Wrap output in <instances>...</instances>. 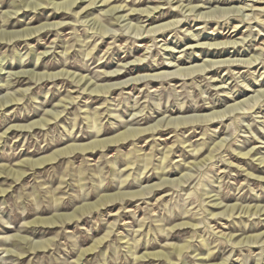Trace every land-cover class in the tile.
<instances>
[{
  "label": "rangeland",
  "instance_id": "1",
  "mask_svg": "<svg viewBox=\"0 0 264 264\" xmlns=\"http://www.w3.org/2000/svg\"><path fill=\"white\" fill-rule=\"evenodd\" d=\"M61 1L0 0V264H264V212L251 211L264 208V0H110L82 11L89 0H76L67 14L46 5ZM153 8L151 25L135 15ZM224 41L237 45L207 56ZM221 59L255 61L177 76ZM153 125L163 131L22 168ZM125 192L128 202L95 206ZM61 214L74 217L51 225Z\"/></svg>",
  "mask_w": 264,
  "mask_h": 264
},
{
  "label": "bare ground",
  "instance_id": "2",
  "mask_svg": "<svg viewBox=\"0 0 264 264\" xmlns=\"http://www.w3.org/2000/svg\"><path fill=\"white\" fill-rule=\"evenodd\" d=\"M96 1H98L97 2V4L98 3H100L101 5L99 6V7H108L113 1H110V0H89V3L84 7L83 6V8H81L80 9V11H82L83 9H86V8H88L89 7V9H90V7H91V5H93ZM26 2V1H25ZM21 3H23V2H21ZM35 2H33L32 4H34ZM76 3V0H65V1H61L60 3H52V2H50V3H48V4H46V5H51L52 6V8L53 9H55L56 11H58V10H61V13H63V12H69L70 10H71V8L73 7V5ZM24 4V3H23ZM26 4V3H25ZM24 4V6H27V5H25ZM31 4V5H32ZM34 5H36V6H40V4H37V3H35ZM35 6V7H36ZM75 6V5H74ZM248 6V5H247ZM93 7V6H92ZM92 7H91V9H92ZM79 8V7H78ZM191 8V7H190ZM90 9V10H91ZM120 9V6H112V7H110L109 9H107L106 10V13H108V14H111V15H113V13H117V11ZM156 8H153V9H148V10H143V11H138V12H135L134 10H132L131 11V13L132 12H135V15H144V17L146 18V22H148L150 25H151V22H152V18H154L153 17V15H152V13H156V10H155ZM189 9V8H188ZM192 9V8H191ZM17 10V9H16ZM123 10V9H122ZM194 10V9H193ZM230 10V9H229ZM80 11H78L77 13L79 14V12ZM87 12H88V10H86ZM191 11V10H190ZM77 13H76V15H77ZM91 13V12H90ZM90 13H88L89 15H90ZM63 14H67V13H63ZM202 14V13H201ZM74 15H75V13H74ZM109 16V15H108ZM111 17V16H110ZM121 17V16H120ZM123 17V16H122ZM109 19V18H108ZM119 19V18H118ZM113 20V23H114V16H113V18H111V21ZM171 24V22H169V23H163V24H160V25H157V26H154V27H150V29H148V31L146 32V33H151V32H153V33H158V32H160V31H163V30H166L167 28H169L170 25ZM54 25H56V26H58V24H45V25H42V26H40V27H54ZM172 25V24H171ZM173 26H175V24L173 23ZM103 27V26H102ZM42 28V29H43ZM39 29H41V28H39ZM38 28L36 29H27V30H25V31H22V33L24 34H26V37H30V35L32 34V32H36V30H39ZM135 29V28H134ZM139 29V28H138ZM102 31L100 32V36L102 37V35L105 33V30H106V28L105 29H101ZM100 31V30H99ZM1 33V32H0ZM142 33H144V32H142ZM15 34V33H14ZM13 34V35H14ZM19 35H23V34H21L20 33V31H19V33H18ZM2 37H3V34H0ZM4 35H6L5 33H4ZM10 35H11V33H10ZM19 35H18V37H19ZM105 35V34H104ZM8 36V35H7ZM25 36V35H24ZM17 37V36H16ZM21 37V36H20ZM10 38H12V37H10ZM227 38V37H226ZM241 40V39H240ZM237 43V42H236ZM235 42H219V43H215V44H211V46L213 45V47H205V49L207 50L205 53L207 54V56H210L211 58H221L222 56H224V55H227V53H230V52H227L226 51V49H229V48H234L235 47V45H237ZM199 44V43H198ZM193 48L194 47H196V46H192ZM199 46H197V48H198ZM202 48H203V46H202ZM201 49V48H200ZM263 51V50H262ZM211 61V60H210ZM204 61V63L201 65L200 64V66H198V65H192V66H188V67H185V68H178V75L177 76H182V75H187V76H190L191 75V73H193V70H200L201 68H202V71L203 72H205L206 71V67L207 66H209V70H207L206 72H207V74H209V73H212V72H215V70H217V69H219V68H228V67H234V66H238L239 64H237V65H234V63H242V65H251V64H253V62L255 61V59H253L252 61L253 62H250V60L248 61V60H245V61H241V60H230V59H221V60H214V61ZM169 67H171V66H169ZM172 67H175V66H172ZM176 67H178V66H176ZM215 67V69H213ZM208 68V67H207ZM212 69V70H211ZM196 72V71H195ZM198 72V71H197ZM201 72V71H200ZM24 73V72H23ZM172 73V72H171ZM199 73V72H198ZM19 74H21V73H19ZM163 74V73H162ZM174 74V73H173ZM172 74V75H173ZM176 74V73H175ZM175 74L173 75V76H175ZM52 75V74H51ZM68 75V74H67ZM71 75V74H70ZM169 75H170V72H169ZM172 75H171V77H172ZM193 75V74H192ZM31 76V75H30ZM43 76V75H42ZM60 76H62L63 77V75H61V74H58V75H54L53 77H60ZM66 76V75H65ZM104 76H105V78H107L108 80H118V79H120L121 78V76H122V74H119V73H116V74H110V75H105L104 74ZM33 77V76H32ZM77 77V76H76ZM156 77V76H155ZM40 78V77H39ZM74 78H75V76H74ZM73 78V79H74ZM160 78V77H159ZM167 78V77H166ZM67 79V78H66ZM80 79V78H79ZM173 79H176V78H173ZM81 80V79H80ZM137 80H139V79H137ZM151 80V79H150ZM85 81V80H84ZM73 82V81H72ZM87 82H88V80H87ZM124 83V82H123ZM77 84V83H76ZM121 84V82L120 83H115V84H109V85H106V86H104V87H99L100 88V91H106V89L107 90H110V89H114L117 85H118V87H119V85ZM78 85V84H77ZM87 85H88V83H87ZM76 86V85H75ZM79 87V86H78ZM89 87V86H88ZM95 87V86H94ZM82 89V88H81ZM91 89V88H90ZM117 89V87L115 88V90ZM97 90H99V89H97L96 87L93 89H91L89 92H90V94L91 93H93L94 94V92H95V94H96V92H97ZM83 91H85V90H82V92ZM102 92L100 93V94H102ZM108 92V91H107ZM99 92H97V96L98 95H100V94H98ZM94 94V95H95ZM11 100H14L15 101V99H11ZM7 102V101H6ZM9 102H11V101H9ZM248 103V102H247ZM3 104H4V101H3ZM2 105V104H1ZM237 105V104H236ZM232 106V105H231ZM234 107H237V106H235L234 105ZM234 107H232V108H229V109H233ZM235 109V108H234ZM229 111V110H228ZM220 111H218V113H219ZM223 112H227V111H223ZM222 112V113H223ZM218 113H216V112H212V114L211 113H209V114H211V115H208L207 114V117H205V115H204V120L206 121V123L207 122H209V123H213L214 122V117H215V115H217L218 116ZM227 114V113H226ZM225 114V115H226ZM214 115V116H213ZM221 115H223V114H221ZM49 116V115H48ZM217 116H216V119H217ZM50 117V116H49ZM53 117V116H52ZM219 117H220V115H219ZM223 117V116H222ZM221 117V118H222ZM202 119H203V116L201 117ZM200 117L198 118V119H201ZM194 119V118H193ZM215 119V120H216ZM195 120V119H194ZM194 120H192V121H194ZM168 121H170V120H168ZM196 121V120H195ZM194 121V122H195ZM201 122H202V120H200ZM199 121V122H200ZM204 121V122H205ZM213 121V122H212ZM48 122H50V120L49 119H47V118H44V119H41L40 121H38L37 123H33L32 125H41L42 123L43 124H45V123H48ZM161 122V121H160ZM160 122H158V123H160ZM171 122H174V121H171ZM170 122V123H171ZM183 122H186V120L184 121L183 120ZM191 122V121H190ZM194 122H191V123H194ZM216 122V121H215ZM217 122H218V120H217ZM188 123V122H187ZM219 123V122H218ZM165 124V123H164ZM166 124H167V122H166ZM166 124L165 125H163V126H166ZM177 124H181L182 125V120H181V123H179V122H177ZM183 124H186V123H183ZM204 124V123H203ZM156 125V124H155ZM155 125H153L154 127H147V128H143V129H133L132 131H130L129 132V129L127 130V132L125 133V131H124V133H119L116 137H114V138H110V139H107V140H98L97 141V139H96V141H92V143H90V144H71L70 146L68 145V147H65L64 149H62V150H59V151H56L54 154H52L51 156H47V157H43V158H41V159H37V160H35V161H28V160H26V162L24 161L23 163H24V166H22V168H24V169H31V168H34V167H36V166H41V165H43L44 163H47V162H51V161H53L55 158H57V157H64V156H66V155H78V154H83V153H85V154H88V153H91L94 149H103L104 147H106V145L107 144H112V143H114V145L117 143L118 144V142H123L124 140H132L131 138H133V137H137V136H139V135H141V134H146V133H148V135H151V134H154L155 133V131H156V133H158V132H162L163 130L162 129H160L158 126H155ZM160 125V124H159ZM169 125V124H168ZM171 125V124H170ZM173 126V125H172ZM177 126V125H176ZM185 126V125H184ZM18 127V126H17ZM20 127V126H19ZM24 127V126H23ZM169 127V126H168ZM180 127V126H179ZM166 128H167V126H166ZM178 127H174V129H177ZM190 128H192V127H190ZM173 129V130H174ZM21 130V129H20ZM131 130V129H130ZM76 152V153H75ZM197 154H198V152H197ZM249 154V152L248 153H246V154H242L241 155V157H240V159H244V157H246L247 155ZM254 154V153H253ZM210 156H212V155H210ZM243 157V158H242ZM248 157H249V155H248ZM208 159H211V158H209L208 157ZM207 159V160H208ZM260 164H263L264 165V159H261L260 160ZM22 164V163H21ZM24 169L22 170V169H20V171H14V172H12L11 170L6 174V175H9L11 172H12V174L13 175H15V177H16V179L17 178H19L20 176H23V174H24ZM5 172V171H4ZM7 172V171H6ZM5 172V173H6ZM3 173V171L1 172V174ZM0 174V175H1ZM12 174H11V176H12ZM163 180V182H164V179H162ZM161 184H163V183H161ZM155 185V184H154ZM149 187V186H148ZM154 188V187H153ZM155 188H157V185L155 186ZM154 188V189H155ZM146 189V188H145ZM148 189V188H147ZM158 189V188H157ZM161 189V188H160ZM147 191V190H146ZM140 192V191H139ZM138 191H137V193H139ZM128 193H130V192H128ZM131 193H133V192H131ZM137 193H135L136 195H137ZM142 193H144V192H142ZM142 193L140 192V194L142 195ZM120 194V193H119ZM134 196V194H127L126 192H125V194H122V195H116V196H106V197H102L100 200H99V202H97V204L95 205V206H98V208H99V206H102V205H104V204H106V203H113V202H115L116 200L117 201H120V200H125V199H127V198H129V200L127 199V200H125V202H128V201H130V198H132ZM139 196V195H138ZM137 196H135V198H136ZM142 197V196H141ZM136 199H138V198H136ZM132 201V200H131ZM88 205V204H87ZM94 205H91V204H89V206H84L82 209H79V211H78V213L80 212V214H82L83 212H85V210L86 211H89V210H93L94 211V209L95 208H97V207H95ZM216 207H217V205H216ZM86 208V209H85ZM101 208V207H100ZM234 208V207H233ZM233 208L231 209V210H233ZM249 209L250 208H246L245 210H247L248 212H249ZM251 211H253L252 213H255V214H257V213H260L261 211L262 212H264V208L263 209H258V207H251ZM240 212V211H239ZM77 213V212H76ZM238 213V212H237ZM242 213V212H241ZM62 215V214H61ZM61 215L59 216V215H57L58 217H61ZM67 215V214H66ZM63 216V217H61V219L60 218H58V219H54V220H52L51 221V219H49L50 221H51V225H55V224H57L58 222L57 221H65V222H63V223H66V220L68 221L69 219H70V221H71V218L72 217H74L73 216V214L71 215V214H68L67 216ZM262 215V214H261ZM75 218H77V217H75ZM74 218V219H75ZM39 220V219H38ZM41 221H42V219H40ZM45 219H43V221H44ZM48 220V221H49ZM73 220V219H72ZM40 221V222H41ZM43 221H42V223H43ZM49 221V222H50ZM34 223H37L36 221L34 222ZM47 224V223H46ZM49 224V225H50ZM187 224V223H186ZM186 224H182V225H186ZM47 226V225H46ZM57 226V225H56ZM192 226V225H191ZM194 227V226H193ZM257 237H254V240L256 239ZM96 245H93V246H91V248H90V250L89 251H91L94 247H95ZM180 251L182 250L183 251V248H180L179 249ZM85 253V252H84ZM82 254V253H81ZM83 255V254H82ZM145 256L146 257H153V258H157V259H159L160 257H163L160 253H148V254H145ZM138 259V258H137Z\"/></svg>",
  "mask_w": 264,
  "mask_h": 264
}]
</instances>
